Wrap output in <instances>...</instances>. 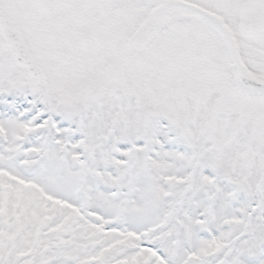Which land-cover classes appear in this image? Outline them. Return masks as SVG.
I'll return each mask as SVG.
<instances>
[{"label": "snow or ice", "instance_id": "snow-or-ice-1", "mask_svg": "<svg viewBox=\"0 0 264 264\" xmlns=\"http://www.w3.org/2000/svg\"><path fill=\"white\" fill-rule=\"evenodd\" d=\"M0 264H264V0H0Z\"/></svg>", "mask_w": 264, "mask_h": 264}]
</instances>
